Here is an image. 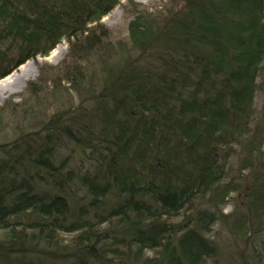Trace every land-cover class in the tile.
Segmentation results:
<instances>
[{
	"label": "trees",
	"instance_id": "16d2710c",
	"mask_svg": "<svg viewBox=\"0 0 264 264\" xmlns=\"http://www.w3.org/2000/svg\"><path fill=\"white\" fill-rule=\"evenodd\" d=\"M122 1L0 0V80L69 43L0 126L60 80L74 95L0 146V264H219L216 225L229 264H264V0H127L113 42Z\"/></svg>",
	"mask_w": 264,
	"mask_h": 264
},
{
	"label": "rangeland",
	"instance_id": "374dc122",
	"mask_svg": "<svg viewBox=\"0 0 264 264\" xmlns=\"http://www.w3.org/2000/svg\"><path fill=\"white\" fill-rule=\"evenodd\" d=\"M134 3L140 5L142 9L148 11H159L164 8H169L168 3H164L162 0H133ZM128 1L123 0L121 5L113 10L108 16L102 20V24L111 31V39L113 42H118L120 40H126L128 38V24L132 19V15L126 11L128 6ZM69 51V43L63 40L56 49L46 58L37 57L35 60H30L24 65L20 66L8 77L0 80V108H3L6 104L14 103L19 104L22 102V97H27L25 91L31 83H35L40 77V68L48 67V84L51 89L54 88L53 78L57 76L56 69L60 68L63 61H65L66 56ZM62 79V78H61ZM69 85L65 84L63 80H60L58 86V96L55 95L46 96L43 95L40 104L42 107V112L40 111L41 106L35 107V103H30L26 101L24 108L31 109L34 118L24 117L21 114L17 116H8L4 121V124L0 126V146L6 142L14 140L17 136V122H34L33 126H29L30 123L20 124L21 128H33L35 125L39 127L41 122H45L47 117L54 113L57 109L66 108L69 106V101L73 100L74 95L70 92ZM54 91V90H53ZM52 94V93H50ZM29 99V98H28ZM44 101V102H42ZM254 108L257 113L264 111V95L258 92L255 97ZM233 165L236 162L233 161ZM243 202V197L237 194H232L231 199L225 206L223 212L225 214H230L236 212L237 207ZM237 209V210H236ZM236 210V211H235ZM213 235L221 243L222 249H225V255L219 264H229L228 260L232 258V249H237L242 247L241 241L237 240L239 245L234 242L232 235L226 230H223L221 225H216L213 230ZM227 248V251H226ZM232 248V249H231ZM228 253V254H227ZM263 254V253H262ZM264 261V255H263Z\"/></svg>",
	"mask_w": 264,
	"mask_h": 264
}]
</instances>
